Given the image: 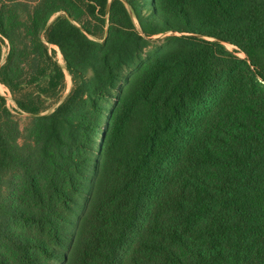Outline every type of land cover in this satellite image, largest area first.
Returning a JSON list of instances; mask_svg holds the SVG:
<instances>
[{"label": "trees", "instance_id": "16d2710c", "mask_svg": "<svg viewBox=\"0 0 264 264\" xmlns=\"http://www.w3.org/2000/svg\"><path fill=\"white\" fill-rule=\"evenodd\" d=\"M158 2L164 28L149 36L182 35L120 97L94 166L66 152L22 153L0 95V264H264V0ZM115 6L133 28L122 1L87 0L95 15ZM59 11L43 16L46 42L67 61L91 52L97 43L71 13L48 26ZM52 75L63 82L56 63ZM86 93L82 83L42 118L52 145H64ZM78 193L74 226L66 214L76 216Z\"/></svg>", "mask_w": 264, "mask_h": 264}, {"label": "rangeland", "instance_id": "374dc122", "mask_svg": "<svg viewBox=\"0 0 264 264\" xmlns=\"http://www.w3.org/2000/svg\"><path fill=\"white\" fill-rule=\"evenodd\" d=\"M112 1L109 0L110 5ZM120 1L131 15L133 28L120 6L107 9L104 14L97 10L95 15L87 7V0H0V5L4 4L1 13L9 20L8 36L0 34V95L11 115L15 144L22 153L41 156L50 152L62 156L66 152L87 159L94 166L120 97L130 90L135 78L155 56L171 48L172 39L182 35L165 32L149 36L164 28L156 16L158 0ZM62 7H68L69 12ZM53 9L60 11L49 19L48 26L57 17H68L71 13L73 24L97 46L91 52L72 51L67 61L59 47L46 42V30L42 28L43 16ZM36 18L41 20L38 24ZM224 46L235 57L245 59L238 46L231 43ZM55 63L64 73L61 84L57 80L52 82ZM4 77L13 83L11 87L3 81ZM259 82L264 84L260 79ZM82 83L87 91L86 103L67 118L74 125L62 133L64 145H52L42 118L53 113ZM20 103L38 107L39 114L28 113L20 108ZM141 127L138 123L134 125L136 132ZM85 197V193L73 195L79 203L74 208L76 216L66 214V217L74 226L84 209Z\"/></svg>", "mask_w": 264, "mask_h": 264}]
</instances>
